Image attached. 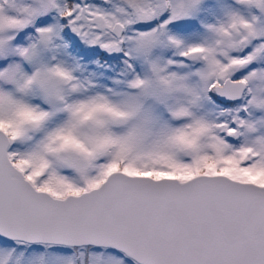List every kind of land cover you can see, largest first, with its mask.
I'll list each match as a JSON object with an SVG mask.
<instances>
[{
  "label": "snow or ice",
  "instance_id": "6c2138e0",
  "mask_svg": "<svg viewBox=\"0 0 264 264\" xmlns=\"http://www.w3.org/2000/svg\"><path fill=\"white\" fill-rule=\"evenodd\" d=\"M0 264H264V0H0Z\"/></svg>",
  "mask_w": 264,
  "mask_h": 264
}]
</instances>
